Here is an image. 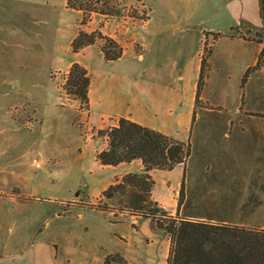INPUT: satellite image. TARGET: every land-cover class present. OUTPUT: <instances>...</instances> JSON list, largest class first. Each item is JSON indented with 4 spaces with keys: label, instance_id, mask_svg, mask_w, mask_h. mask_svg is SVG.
Returning a JSON list of instances; mask_svg holds the SVG:
<instances>
[{
    "label": "rangeland",
    "instance_id": "obj_1",
    "mask_svg": "<svg viewBox=\"0 0 264 264\" xmlns=\"http://www.w3.org/2000/svg\"><path fill=\"white\" fill-rule=\"evenodd\" d=\"M127 7L149 14L138 1ZM63 10L0 0V198L21 199H0V264H50L61 252L70 264L66 248L79 246L95 263L123 251L130 264H167L171 238L150 218L129 212L115 217L88 206L133 166L102 165L97 159L107 144L100 131L119 116L100 112L96 104L83 110L64 90L63 58L71 51L67 35L77 30L80 14ZM149 30L131 27L128 33L145 39ZM241 32L264 47L263 33ZM198 37L159 42L165 56L183 61L195 56ZM117 61L92 59L95 89L125 62ZM209 76L210 70L188 134L173 137L191 143L197 172L209 166L225 177L228 204L219 211H229L232 222L264 228V57L249 74L237 112L210 103ZM164 176L180 183L183 172L157 170L155 180L166 187ZM207 205L201 209L213 210Z\"/></svg>",
    "mask_w": 264,
    "mask_h": 264
},
{
    "label": "crops",
    "instance_id": "obj_2",
    "mask_svg": "<svg viewBox=\"0 0 264 264\" xmlns=\"http://www.w3.org/2000/svg\"><path fill=\"white\" fill-rule=\"evenodd\" d=\"M9 1L14 4L32 3L38 7L53 9L64 8V13L78 12L81 18L79 11L66 7L67 0ZM128 1L137 0H126V4ZM140 3L149 9L150 18L147 21L134 20L128 16H115L107 20L102 27L105 34L115 37L124 46L125 53L117 62H125L121 68H118V72L109 78L104 77L102 87L98 86L95 89L92 75L90 88L92 107L96 104L100 112L110 113V116L129 117L170 136L187 135L194 113L202 53L205 46L211 44L213 53L210 59L207 99L211 104L223 105L232 112L240 110L244 94L243 75L250 66L256 64L257 54L263 48L256 40L244 36H249L248 33L244 34L241 31L246 29L259 32L264 29L260 1L141 0ZM102 20V15L95 14L85 29L91 32L99 28ZM149 26V35L145 39L128 33L131 27L147 29ZM78 30L79 26L75 31H68L69 44ZM207 32H228L229 35L214 40L213 35H208ZM193 33L199 36L194 57L189 58L188 55L181 61L169 59L164 55L161 50L163 44L159 41L173 37H189ZM68 54V58V55L63 58L62 65V69L67 71L74 62H79L92 73V59L105 60L98 45L86 46L79 52L71 50ZM56 67L53 65V68ZM129 163L133 167L124 169L126 173L143 171L144 165L141 160L137 159ZM157 170L160 169L154 168L150 171L154 178ZM177 170L183 172V164H178L168 171ZM164 180L166 187L156 180L153 196L168 210L176 211L181 182H171V177L168 176H164ZM2 198L21 202L18 196L9 195ZM75 212L72 211L67 215ZM57 215L66 216L64 211H58ZM2 221L5 225V215H2ZM79 247L66 248V254H70V264H102V258L95 263L93 257L81 246ZM122 253L124 254L123 251ZM148 256L151 263L152 257L150 254ZM65 260L61 252L48 261H51L50 264H65Z\"/></svg>",
    "mask_w": 264,
    "mask_h": 264
},
{
    "label": "trees",
    "instance_id": "obj_3",
    "mask_svg": "<svg viewBox=\"0 0 264 264\" xmlns=\"http://www.w3.org/2000/svg\"><path fill=\"white\" fill-rule=\"evenodd\" d=\"M140 2L141 0H137ZM260 12L264 20V0ZM66 7L81 13L79 30L71 42V50L79 52L89 45H98L106 61L123 57L125 48L115 37L103 32L106 21L115 16H128L147 21L150 15L130 11L126 0H67ZM95 14L103 16L100 27L88 32L85 26ZM264 34L258 32L257 35ZM216 40L228 32H207ZM213 46H205L202 53L198 81L196 108L202 101V91L207 86ZM264 57V47L257 55V63L243 75L244 89L249 74ZM92 74L79 62L70 67L64 90L70 99L77 100L80 108L90 110ZM195 116L193 118V122ZM193 130V126H192ZM106 146L98 152L102 165L117 166L141 160L143 171H131L117 178L105 188L98 202L88 206L112 212L113 216L129 212L150 218L154 228L163 229L171 238L167 264H264V228L248 227L228 219L229 211H219L228 204V183L223 175L207 166L196 171L190 142L167 135L126 116H119L115 125L101 130ZM183 164V176L175 213L164 207L153 196L156 180L150 171L154 168L172 170ZM208 204V205H207ZM209 206L212 209L202 210ZM102 264H130L119 251L105 255Z\"/></svg>",
    "mask_w": 264,
    "mask_h": 264
}]
</instances>
